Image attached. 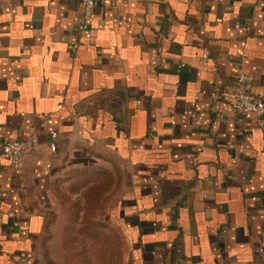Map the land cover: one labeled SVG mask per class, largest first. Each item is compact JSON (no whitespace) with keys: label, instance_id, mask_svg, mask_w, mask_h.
Returning a JSON list of instances; mask_svg holds the SVG:
<instances>
[{"label":"crops","instance_id":"crops-1","mask_svg":"<svg viewBox=\"0 0 264 264\" xmlns=\"http://www.w3.org/2000/svg\"><path fill=\"white\" fill-rule=\"evenodd\" d=\"M81 23L80 0H0V155L39 140L19 171L0 157V264H38L56 186L99 165L132 264H264V119L232 108L241 75L264 97V0H104Z\"/></svg>","mask_w":264,"mask_h":264},{"label":"rangeland","instance_id":"rangeland-1","mask_svg":"<svg viewBox=\"0 0 264 264\" xmlns=\"http://www.w3.org/2000/svg\"><path fill=\"white\" fill-rule=\"evenodd\" d=\"M92 168L56 186L38 264H132L129 238L114 215L123 178L114 166Z\"/></svg>","mask_w":264,"mask_h":264},{"label":"built area","instance_id":"built-area-1","mask_svg":"<svg viewBox=\"0 0 264 264\" xmlns=\"http://www.w3.org/2000/svg\"><path fill=\"white\" fill-rule=\"evenodd\" d=\"M104 0H80L82 8V23L79 27L81 32L89 29L90 21L94 15L97 5ZM250 79L246 75H241L235 81L232 99V108L240 120H245L249 115L257 119V123L262 126L264 119V97L256 96L250 89ZM57 135H52V140H56ZM39 147V140L36 136H30L23 141L6 142L2 148L1 159L15 171H19L25 158L35 152ZM52 152H56L57 147H51Z\"/></svg>","mask_w":264,"mask_h":264},{"label":"trees","instance_id":"trees-1","mask_svg":"<svg viewBox=\"0 0 264 264\" xmlns=\"http://www.w3.org/2000/svg\"><path fill=\"white\" fill-rule=\"evenodd\" d=\"M94 168L89 169H78L71 172V174H77L81 172L83 175H89V172L93 173Z\"/></svg>","mask_w":264,"mask_h":264}]
</instances>
